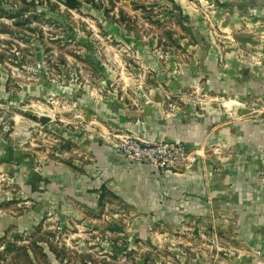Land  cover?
Returning <instances> with one entry per match:
<instances>
[{
    "label": "rangeland",
    "instance_id": "rangeland-1",
    "mask_svg": "<svg viewBox=\"0 0 264 264\" xmlns=\"http://www.w3.org/2000/svg\"><path fill=\"white\" fill-rule=\"evenodd\" d=\"M262 7L260 0H0V136L34 163H66L83 148L68 129L98 128V101L131 109L151 100L200 112L211 99L205 78L194 82L204 68L198 58L218 48L224 58L229 42H258L243 26L258 25L253 13ZM185 75L192 83L179 80ZM111 133L100 134L111 148L124 136L146 140ZM166 142L188 156L195 150ZM17 187L0 178V208L9 214L33 201ZM49 213L3 231L0 264H180L200 251L239 246L205 215L138 226L111 197L97 210Z\"/></svg>",
    "mask_w": 264,
    "mask_h": 264
},
{
    "label": "crops",
    "instance_id": "crops-1",
    "mask_svg": "<svg viewBox=\"0 0 264 264\" xmlns=\"http://www.w3.org/2000/svg\"><path fill=\"white\" fill-rule=\"evenodd\" d=\"M253 14L258 25L243 28L257 32L258 42H229L224 58L218 57L223 55L219 48L211 50V57L198 58L204 68L194 74V82L199 85L205 78L202 90L211 99L200 112L192 106L175 112L151 100L131 109L98 101V128L68 129L72 134L67 137L80 140L83 148H75L76 156L66 163L59 158L34 163L26 150L0 136V178L12 177L20 197L33 200L18 214H9L5 205L0 208V235L8 227L21 229L47 216L49 210L72 216L97 210L111 197L144 228L194 222L205 215L239 244L212 250L209 256L200 251L196 259L180 264H264V7ZM107 131L180 142L195 150L178 166L155 171L101 142V132Z\"/></svg>",
    "mask_w": 264,
    "mask_h": 264
},
{
    "label": "built area",
    "instance_id": "built-area-1",
    "mask_svg": "<svg viewBox=\"0 0 264 264\" xmlns=\"http://www.w3.org/2000/svg\"><path fill=\"white\" fill-rule=\"evenodd\" d=\"M112 147L131 162L142 163L159 171L178 166L188 159L184 147L166 141L153 142L124 136Z\"/></svg>",
    "mask_w": 264,
    "mask_h": 264
},
{
    "label": "water",
    "instance_id": "water-1",
    "mask_svg": "<svg viewBox=\"0 0 264 264\" xmlns=\"http://www.w3.org/2000/svg\"><path fill=\"white\" fill-rule=\"evenodd\" d=\"M41 118H43V119H44V118H45V119H48L46 116H43V115L41 116Z\"/></svg>",
    "mask_w": 264,
    "mask_h": 264
}]
</instances>
